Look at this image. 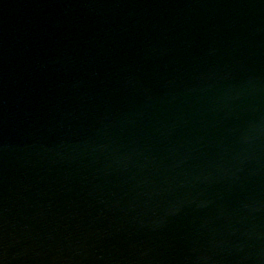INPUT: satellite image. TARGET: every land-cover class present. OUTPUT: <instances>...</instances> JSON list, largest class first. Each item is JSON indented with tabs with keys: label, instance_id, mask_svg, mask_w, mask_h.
Returning <instances> with one entry per match:
<instances>
[{
	"label": "water",
	"instance_id": "obj_1",
	"mask_svg": "<svg viewBox=\"0 0 264 264\" xmlns=\"http://www.w3.org/2000/svg\"><path fill=\"white\" fill-rule=\"evenodd\" d=\"M0 264H264V0H0Z\"/></svg>",
	"mask_w": 264,
	"mask_h": 264
}]
</instances>
